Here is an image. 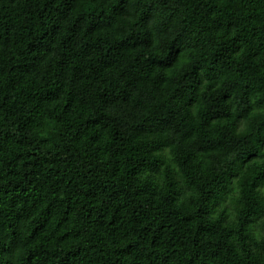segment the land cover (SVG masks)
Listing matches in <instances>:
<instances>
[{"label":"trees","instance_id":"16d2710c","mask_svg":"<svg viewBox=\"0 0 264 264\" xmlns=\"http://www.w3.org/2000/svg\"><path fill=\"white\" fill-rule=\"evenodd\" d=\"M0 264H264V0H0Z\"/></svg>","mask_w":264,"mask_h":264}]
</instances>
